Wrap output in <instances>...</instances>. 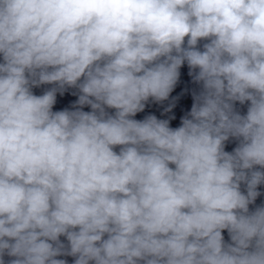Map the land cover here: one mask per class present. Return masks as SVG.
<instances>
[{
	"label": "clouds",
	"instance_id": "obj_1",
	"mask_svg": "<svg viewBox=\"0 0 264 264\" xmlns=\"http://www.w3.org/2000/svg\"><path fill=\"white\" fill-rule=\"evenodd\" d=\"M262 185L264 0H0V264H264Z\"/></svg>",
	"mask_w": 264,
	"mask_h": 264
}]
</instances>
